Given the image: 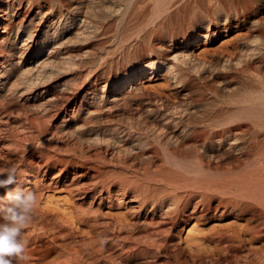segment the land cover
<instances>
[{
    "label": "bare ground",
    "instance_id": "obj_1",
    "mask_svg": "<svg viewBox=\"0 0 264 264\" xmlns=\"http://www.w3.org/2000/svg\"><path fill=\"white\" fill-rule=\"evenodd\" d=\"M262 10L264 0H0V122L39 95L37 132L52 125L72 141L52 153L38 141L0 197L62 185L86 225L76 239L73 221L38 204L18 264H264ZM240 29L235 51L194 53ZM61 73L75 79L52 82ZM153 77L173 98L144 90ZM233 78L236 93L206 95ZM112 205L128 211L98 221ZM223 216L236 224L217 229L205 253L175 244L191 218Z\"/></svg>",
    "mask_w": 264,
    "mask_h": 264
},
{
    "label": "rangeland",
    "instance_id": "obj_2",
    "mask_svg": "<svg viewBox=\"0 0 264 264\" xmlns=\"http://www.w3.org/2000/svg\"><path fill=\"white\" fill-rule=\"evenodd\" d=\"M260 14L262 17H264V10H262ZM245 33V29L225 32L224 34L219 35L218 37L206 43L201 42L194 48V53L198 57L204 59L226 55L237 49V47L241 44L243 39L242 36ZM66 79H71L72 81L75 79V76L73 77L72 73H61L54 76L52 82L60 83ZM77 81L79 82L80 79H77ZM240 81V79L233 78L230 83H219L217 85L214 84L215 87H211L206 90V95L214 96V89H217L219 97L222 95L226 96L234 94L240 90ZM45 86L46 85L44 84L40 85L32 91L30 90L28 93L32 95L37 93L39 94ZM142 86L146 92L157 93L160 95L162 94L164 96L170 95L169 98H173V96H171L170 88L167 85V82L161 77H153L152 79L143 80ZM216 97L219 99L218 96ZM39 98H41V96L36 95L35 99L24 101V104L26 103L24 106L12 104L8 107L9 113L6 118L7 120L0 122V138H2L3 142L5 143L2 147H0L1 168L16 165L18 166L22 162L23 158H30L33 148L35 151V146L37 145L38 141L43 145L42 149H45L50 153L53 152L56 146L63 148L66 144H71L72 141L69 142L70 140L67 136L65 137V135L57 133L55 130H53L52 125H46L45 131H43L41 134L37 132L34 118L37 116L35 104ZM208 107L209 105H204V109ZM26 118H29L32 122L25 123ZM43 120L47 122V119ZM117 121L118 119H116V117H109L105 122L112 123ZM44 144L46 145L45 147ZM48 144L52 145V147H49ZM92 152V149L89 150V153ZM34 160L38 161V157H35ZM38 200L39 205L42 208L58 215L60 219L67 222L73 221L74 225L77 226V230L79 231V234H75L74 237L76 239H82L84 235L82 232L86 230V225L84 222L77 219L78 211L76 206L73 204L74 198L64 186L59 185L42 191L40 196H38ZM127 211V208H125L123 205L104 206L101 210L102 213L99 214L97 219L98 221L105 222V220L107 221L118 216H123V214H125ZM235 224V219L230 216L212 217L208 219L191 218L189 221L178 227L179 230L177 229V231H175L176 233L173 237V240L179 249L182 251L184 250L185 253L203 254L207 249L210 250V246H212L210 238L217 229L228 227L230 225L233 226ZM67 238L69 239L70 237H58L55 242H58L57 244L62 247V245L68 241ZM98 259L99 258L94 261V258H92L89 263H106L99 259L101 261L100 262ZM14 264H18V262L14 261ZM106 264H109V262Z\"/></svg>",
    "mask_w": 264,
    "mask_h": 264
},
{
    "label": "clouds",
    "instance_id": "obj_3",
    "mask_svg": "<svg viewBox=\"0 0 264 264\" xmlns=\"http://www.w3.org/2000/svg\"><path fill=\"white\" fill-rule=\"evenodd\" d=\"M17 172L15 166L0 170V188L16 183ZM38 204L37 194L27 188L9 190L0 197V264L29 259L24 230L31 225Z\"/></svg>",
    "mask_w": 264,
    "mask_h": 264
}]
</instances>
